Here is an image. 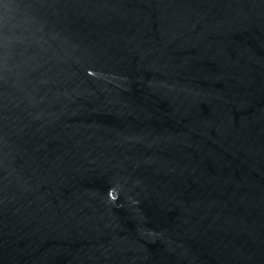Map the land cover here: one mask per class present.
Instances as JSON below:
<instances>
[{
    "label": "water",
    "instance_id": "water-1",
    "mask_svg": "<svg viewBox=\"0 0 264 264\" xmlns=\"http://www.w3.org/2000/svg\"><path fill=\"white\" fill-rule=\"evenodd\" d=\"M0 264H264V0H0Z\"/></svg>",
    "mask_w": 264,
    "mask_h": 264
}]
</instances>
